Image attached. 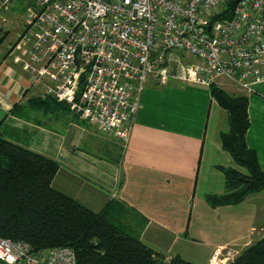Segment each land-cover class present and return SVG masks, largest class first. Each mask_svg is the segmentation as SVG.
<instances>
[{"label":"crops","instance_id":"crops-1","mask_svg":"<svg viewBox=\"0 0 264 264\" xmlns=\"http://www.w3.org/2000/svg\"><path fill=\"white\" fill-rule=\"evenodd\" d=\"M254 88L248 94L247 143L264 168V81ZM37 96L41 88L31 85L10 56H2L0 123L29 148L59 162L56 188L95 211L112 200L127 205L144 223L142 241L162 256L163 264L175 256L211 264L219 252L225 262L229 251L239 252L264 236V204L254 197L218 207L206 200L207 194L225 192L219 166L239 168L221 144L227 113L211 86L174 79L148 83L121 156L118 139L104 136L74 112L49 122L25 114L28 100ZM17 104L24 113L13 112Z\"/></svg>","mask_w":264,"mask_h":264},{"label":"built area","instance_id":"built-area-1","mask_svg":"<svg viewBox=\"0 0 264 264\" xmlns=\"http://www.w3.org/2000/svg\"><path fill=\"white\" fill-rule=\"evenodd\" d=\"M21 23L9 56L31 85L124 147L150 82L227 81L251 94L264 81V0H32ZM0 258L77 264L71 247L3 237Z\"/></svg>","mask_w":264,"mask_h":264},{"label":"trees","instance_id":"trees-1","mask_svg":"<svg viewBox=\"0 0 264 264\" xmlns=\"http://www.w3.org/2000/svg\"><path fill=\"white\" fill-rule=\"evenodd\" d=\"M233 89L211 85L213 98L227 113L228 129L220 133L221 144L239 166H219L225 192L207 194L212 207L239 204L264 190V168L247 143L249 95ZM28 108L17 104L13 112L75 113L51 96L30 98ZM59 169L56 159L29 148L0 123V237L26 242L35 251L71 247L77 264H163L162 256L142 241L144 223L127 205L112 200L100 211L91 209L55 187ZM167 264L195 263L175 256ZM229 264H264V236Z\"/></svg>","mask_w":264,"mask_h":264},{"label":"rangeland","instance_id":"rangeland-1","mask_svg":"<svg viewBox=\"0 0 264 264\" xmlns=\"http://www.w3.org/2000/svg\"><path fill=\"white\" fill-rule=\"evenodd\" d=\"M31 2L32 0H0V58H2V56H4V58L9 56L10 47L14 44L21 31L22 15ZM218 85L231 92L234 91V86L230 82L224 81ZM32 114L45 122L53 120L54 117L58 115V113L53 112L45 114L42 111H34ZM56 125L60 126L61 124L56 123ZM117 147L121 156L125 149L122 141L118 142ZM253 197L254 200L257 199L264 204V190L255 194ZM262 209L264 210V208ZM233 258H227L225 262H222L221 260L216 261L214 264H229Z\"/></svg>","mask_w":264,"mask_h":264},{"label":"water","instance_id":"water-1","mask_svg":"<svg viewBox=\"0 0 264 264\" xmlns=\"http://www.w3.org/2000/svg\"><path fill=\"white\" fill-rule=\"evenodd\" d=\"M0 264H8V263L0 258Z\"/></svg>","mask_w":264,"mask_h":264}]
</instances>
